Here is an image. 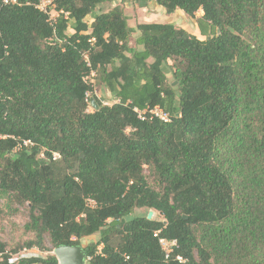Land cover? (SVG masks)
<instances>
[{
  "label": "trees",
  "instance_id": "16d2710c",
  "mask_svg": "<svg viewBox=\"0 0 264 264\" xmlns=\"http://www.w3.org/2000/svg\"><path fill=\"white\" fill-rule=\"evenodd\" d=\"M39 1L0 0V200L28 208L33 234L0 241V264L94 235L87 264H264V0H55L49 14ZM153 2L204 39L140 23L132 47L123 5ZM154 107L170 121L135 111ZM157 231L178 243L169 258Z\"/></svg>",
  "mask_w": 264,
  "mask_h": 264
},
{
  "label": "rangeland",
  "instance_id": "374dc122",
  "mask_svg": "<svg viewBox=\"0 0 264 264\" xmlns=\"http://www.w3.org/2000/svg\"><path fill=\"white\" fill-rule=\"evenodd\" d=\"M118 4V3H117ZM124 10L129 20V26L134 31L131 40V46L134 47L136 45V38H137V25L140 23H151V22H161V23H170L174 24L175 26L182 27L186 29L191 34H197L199 37H202L196 19H193L187 16L182 11H176L173 14H168L162 7L158 6L155 2L150 4L147 8H140L138 6H134L131 3L124 4ZM112 8V5H104L102 9L104 11L109 10ZM99 14V9H95L93 14L89 18H95ZM203 13L199 12L197 16H202ZM165 72L167 74L168 80L170 83L176 85L172 71L167 66L165 68ZM94 82V80H93ZM95 92L98 98L105 104V105H113L116 103L115 95L104 86L97 84L95 86ZM92 110V108H91ZM6 200H0V208L4 210V215L0 221V241L7 245V250H11L12 247L24 243L27 240H30L33 237V234L28 233L25 231V225L29 222V211L28 208L20 207L19 213L13 215V210H9L6 207ZM18 208V207H17ZM144 210H137L134 215L144 214ZM156 219H161L158 214L153 216ZM99 236L94 235L92 237H85L81 240V246L87 248L91 243L96 242ZM45 244L48 248V251H40L41 257H47L50 255H55L54 246L50 243L49 237L45 238ZM22 251V250H21ZM15 257V256H14Z\"/></svg>",
  "mask_w": 264,
  "mask_h": 264
},
{
  "label": "built area",
  "instance_id": "2783aa9c",
  "mask_svg": "<svg viewBox=\"0 0 264 264\" xmlns=\"http://www.w3.org/2000/svg\"><path fill=\"white\" fill-rule=\"evenodd\" d=\"M3 2L4 4H7V5H16L18 4L19 0H3ZM54 2L55 0H40L39 4L37 5V8L45 14H49L50 8L54 6ZM50 14L52 16L51 17L52 25L56 24L57 18L60 16V14H64L65 18H68L69 16L68 13H64V12H61V13L51 12ZM85 58L88 61V57L85 56ZM135 111L138 113L139 118L142 120H145L147 117H149L150 119H153V118L159 119L160 121L165 122V123H168L170 121V115L167 112H164L160 107L148 108L146 110L135 109ZM27 144L28 143H26V145ZM54 157L58 158L59 155L55 154ZM87 204L91 207L96 206V202L92 199H88ZM160 233L161 231H157L155 232L154 236L159 240V243L162 249L164 250L165 257L169 258L171 254L175 251V249L178 247V243L175 240L170 241L164 237H161ZM39 253L41 252L37 248L23 249L17 255H15V257H13L10 262L14 264L21 259L39 258L41 257ZM177 259L181 263H184L185 261L183 257H180V256H178Z\"/></svg>",
  "mask_w": 264,
  "mask_h": 264
},
{
  "label": "water",
  "instance_id": "95a60500",
  "mask_svg": "<svg viewBox=\"0 0 264 264\" xmlns=\"http://www.w3.org/2000/svg\"><path fill=\"white\" fill-rule=\"evenodd\" d=\"M91 104L94 108H99L94 98L91 99ZM152 217L153 212H150L148 218L151 219ZM54 254L59 264H87L88 262V252L83 246L63 245L56 248Z\"/></svg>",
  "mask_w": 264,
  "mask_h": 264
},
{
  "label": "crops",
  "instance_id": "0c3cea01",
  "mask_svg": "<svg viewBox=\"0 0 264 264\" xmlns=\"http://www.w3.org/2000/svg\"><path fill=\"white\" fill-rule=\"evenodd\" d=\"M118 4L120 3V2H117ZM117 3H115V4H112V6H115V5H117ZM127 4V3H126ZM152 4V3H151ZM93 20H94V18H88L87 19V21L89 22V23H92L93 22Z\"/></svg>",
  "mask_w": 264,
  "mask_h": 264
}]
</instances>
